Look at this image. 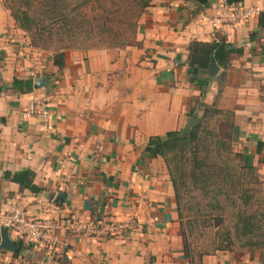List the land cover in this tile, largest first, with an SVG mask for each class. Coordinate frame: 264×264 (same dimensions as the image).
Returning <instances> with one entry per match:
<instances>
[{"label": "crops", "instance_id": "crops-1", "mask_svg": "<svg viewBox=\"0 0 264 264\" xmlns=\"http://www.w3.org/2000/svg\"><path fill=\"white\" fill-rule=\"evenodd\" d=\"M235 7L264 11V0H244L239 6L226 0L205 5L155 0L125 47L67 52L66 68L59 71L51 54L31 46L0 0V218L18 203L30 218L55 226L37 243L9 233L21 248L0 251V264H264V248L194 258L167 165L146 152L151 137L183 130L193 102L201 99L234 113L237 144L254 154V166L264 177L259 15L211 24ZM217 35L238 52L225 76L221 68L217 79L201 87L189 81V46L194 40L212 43ZM37 77L46 81L39 89L34 88ZM15 78L32 80L33 91L8 89ZM32 103L45 106L49 118L27 117ZM26 170L34 173L40 192L12 179ZM102 217L133 219L136 227L123 238L84 241L69 228L71 222Z\"/></svg>", "mask_w": 264, "mask_h": 264}, {"label": "trees", "instance_id": "trees-1", "mask_svg": "<svg viewBox=\"0 0 264 264\" xmlns=\"http://www.w3.org/2000/svg\"><path fill=\"white\" fill-rule=\"evenodd\" d=\"M107 1L109 0H4V4L19 29L29 36L31 46L44 52H51L53 65L61 71L66 68L67 51L75 49L82 41H90L94 35L105 38L110 44L109 47L127 45L143 13L155 2L110 0L113 7L107 9L109 4ZM226 1L229 6H239L244 2ZM95 5L98 6L99 12L96 17H92L87 13V9L92 6L90 12H97ZM95 22L98 27H94ZM259 23L260 28L264 30V11L259 14ZM256 37L257 33L251 35L250 39ZM216 43H219V46L214 53L215 59L224 70L222 76L226 75L232 54L238 51L223 36L217 35L212 43L197 40L191 42L188 55L190 82L201 87L210 85L212 80L205 76L208 74L211 50ZM90 48L94 47L86 49ZM8 89L21 94L29 93L33 91V81L15 78ZM189 117L200 121L190 137H183V130L169 132L165 136L151 137L146 148L148 155L153 158L162 157L167 165L180 219L182 190L188 186V178L194 187L203 190L205 194L214 189V193L221 196L224 191L220 183L228 184L234 189L236 183L241 184L244 178L251 177V181L255 179L260 184L258 178L261 177L254 166V154L249 153L247 148L241 151L234 150V146L239 142V129L235 125L233 112L220 110L216 105H207L199 99L193 102ZM210 123H214L215 126L211 128ZM262 146L260 143L257 154L261 153ZM184 173H189L188 177ZM34 177V173L26 170L15 173L12 179L24 188L40 192L41 189L33 183ZM258 192L259 190L250 193L248 188L241 192L245 206H250ZM257 213L255 211V215L250 216L244 212L238 213L236 231L244 236L243 238L251 240L257 231L263 229L264 213H261V218ZM231 244L229 235L226 245ZM18 245L21 248L20 242ZM254 246L251 250L262 249L264 242L255 243Z\"/></svg>", "mask_w": 264, "mask_h": 264}, {"label": "rangeland", "instance_id": "rangeland-1", "mask_svg": "<svg viewBox=\"0 0 264 264\" xmlns=\"http://www.w3.org/2000/svg\"><path fill=\"white\" fill-rule=\"evenodd\" d=\"M107 9H112V3L110 0L107 1ZM87 9V13L96 17L99 10L98 6L95 5L97 12H90ZM95 20V18H94ZM93 20V21H94ZM94 27H98L96 22ZM133 33L131 34L132 37ZM110 44L105 38L97 35L93 36L90 41H82L75 49L70 51H83L88 52L93 49H116L122 48L126 45H120L114 47H109ZM89 47H94L93 49H86ZM80 48V49H79ZM51 54V52H46ZM223 124V123H222ZM218 125V124H217ZM214 123H210V127L213 128ZM244 147L240 144L234 146L235 151H241ZM188 170V169H187ZM244 173H249L243 171ZM188 177L189 173H184ZM250 177V175H249ZM253 179V178H252ZM251 177L244 178L241 180V184L235 185V188L228 184L220 183V187L223 189L224 194L217 196L214 193V189L210 190V193L205 194L201 189L194 187L193 182L188 178V186L186 189L182 190V230L184 233V238L186 242V247L192 253L193 257L197 260L200 256L215 254L220 252L218 249H226V251L232 250H251L255 246V243L264 242V225L263 229L257 231V233L251 237V240L243 238L241 234L237 233L236 221L238 213L244 212L246 215H255V211L258 212L259 218H261V213H264V177L258 178L260 184H258L255 179L251 182ZM249 190L256 193V197L250 203V206H245L243 198H241V192L244 190ZM232 240L230 246L226 245V240L229 238ZM223 251V250H222Z\"/></svg>", "mask_w": 264, "mask_h": 264}, {"label": "built area", "instance_id": "built-area-1", "mask_svg": "<svg viewBox=\"0 0 264 264\" xmlns=\"http://www.w3.org/2000/svg\"><path fill=\"white\" fill-rule=\"evenodd\" d=\"M262 12L259 7L232 8L224 11L219 17L211 20L214 27L230 21L234 24L246 21L247 19L259 15ZM27 117L48 119L49 110L39 103H32L26 113ZM52 127H48L51 129ZM0 226L5 227L9 233L27 243H37L43 238L52 234L55 226L48 221L32 219L27 211L18 203H13L6 215L0 218ZM136 227L133 219L116 221L111 218H98L89 220L87 223L71 222L70 230L79 238L80 241L103 238H123L128 236ZM99 264H105L100 262Z\"/></svg>", "mask_w": 264, "mask_h": 264}, {"label": "water", "instance_id": "water-1", "mask_svg": "<svg viewBox=\"0 0 264 264\" xmlns=\"http://www.w3.org/2000/svg\"><path fill=\"white\" fill-rule=\"evenodd\" d=\"M199 3L202 5H205L207 0H198ZM219 46V43H216L212 50H211V56H210V62L208 66V77L211 80H215L219 77L221 73V68L216 62L215 59V50ZM45 79L42 77H37L34 80V88L39 89L45 85ZM2 89L0 88V92ZM200 124V121L195 118H190L187 124L185 125L182 135L185 138H188L192 135L193 129L196 128ZM63 194L61 193L59 197H61ZM19 250V247L14 239L11 238L9 231L5 228H1V243H0V251H6V252H17Z\"/></svg>", "mask_w": 264, "mask_h": 264}]
</instances>
